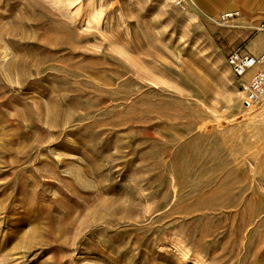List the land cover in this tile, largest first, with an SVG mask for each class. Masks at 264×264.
<instances>
[{
    "label": "rangeland",
    "instance_id": "obj_1",
    "mask_svg": "<svg viewBox=\"0 0 264 264\" xmlns=\"http://www.w3.org/2000/svg\"><path fill=\"white\" fill-rule=\"evenodd\" d=\"M192 1L0 0V264H264V100L226 63L264 30Z\"/></svg>",
    "mask_w": 264,
    "mask_h": 264
},
{
    "label": "built area",
    "instance_id": "obj_2",
    "mask_svg": "<svg viewBox=\"0 0 264 264\" xmlns=\"http://www.w3.org/2000/svg\"><path fill=\"white\" fill-rule=\"evenodd\" d=\"M188 1L177 0V4L183 6ZM237 15L238 11L233 10L221 14V18L227 19ZM258 29L264 30V21L259 23ZM226 63L237 77L249 74L242 102L245 106L264 100V49L257 54L234 49L228 53Z\"/></svg>",
    "mask_w": 264,
    "mask_h": 264
},
{
    "label": "crops",
    "instance_id": "obj_3",
    "mask_svg": "<svg viewBox=\"0 0 264 264\" xmlns=\"http://www.w3.org/2000/svg\"><path fill=\"white\" fill-rule=\"evenodd\" d=\"M192 1L193 7L204 14L215 13L221 6H237L241 10L240 19L251 20L254 24L264 21V0H200V3ZM197 2V3H196ZM237 10V9H233ZM231 10V11H233ZM229 12V11H225ZM224 13V12H221ZM210 16V15H209ZM213 16V15H212ZM247 51L253 54L259 53L264 49V40L262 42L257 37L254 38L252 45L247 47Z\"/></svg>",
    "mask_w": 264,
    "mask_h": 264
},
{
    "label": "bare ground",
    "instance_id": "obj_4",
    "mask_svg": "<svg viewBox=\"0 0 264 264\" xmlns=\"http://www.w3.org/2000/svg\"><path fill=\"white\" fill-rule=\"evenodd\" d=\"M224 13H226V12H224ZM221 14H223V13H221ZM221 14H219L218 15V17L216 18V19H212V20H214V21H222V22H226L227 20H225V19H223V18H221ZM260 102V101H259ZM258 102H256V103H254V104H252V105H250V106H255V104H257ZM245 106V105H244ZM250 106H245L246 108L247 107H250Z\"/></svg>",
    "mask_w": 264,
    "mask_h": 264
}]
</instances>
